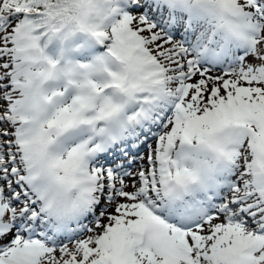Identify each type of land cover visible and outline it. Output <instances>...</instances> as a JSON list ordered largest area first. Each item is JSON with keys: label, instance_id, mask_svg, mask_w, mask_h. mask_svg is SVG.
I'll return each mask as SVG.
<instances>
[{"label": "snow or ice", "instance_id": "6c2138e0", "mask_svg": "<svg viewBox=\"0 0 264 264\" xmlns=\"http://www.w3.org/2000/svg\"><path fill=\"white\" fill-rule=\"evenodd\" d=\"M0 264H264V0H0Z\"/></svg>", "mask_w": 264, "mask_h": 264}]
</instances>
